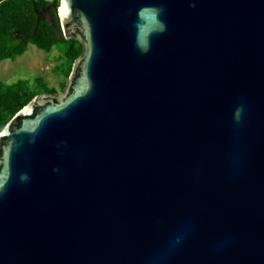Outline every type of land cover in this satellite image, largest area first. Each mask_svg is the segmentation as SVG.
Listing matches in <instances>:
<instances>
[{
	"label": "water",
	"instance_id": "95a60500",
	"mask_svg": "<svg viewBox=\"0 0 264 264\" xmlns=\"http://www.w3.org/2000/svg\"><path fill=\"white\" fill-rule=\"evenodd\" d=\"M57 15L82 50L0 132V264H264V0Z\"/></svg>",
	"mask_w": 264,
	"mask_h": 264
},
{
	"label": "trees",
	"instance_id": "16d2710c",
	"mask_svg": "<svg viewBox=\"0 0 264 264\" xmlns=\"http://www.w3.org/2000/svg\"><path fill=\"white\" fill-rule=\"evenodd\" d=\"M58 6L59 0L53 4L39 0H0V62L22 55L30 45L45 52L61 48L66 63L59 83L62 90L82 48L77 41L62 36ZM34 82L32 87L24 79L12 84L0 82V132L35 96L56 93L42 77H36Z\"/></svg>",
	"mask_w": 264,
	"mask_h": 264
},
{
	"label": "rangeland",
	"instance_id": "374dc122",
	"mask_svg": "<svg viewBox=\"0 0 264 264\" xmlns=\"http://www.w3.org/2000/svg\"><path fill=\"white\" fill-rule=\"evenodd\" d=\"M61 52V48L59 51L55 48L45 52L30 45L22 55L0 62V82L12 84L24 79L32 87L35 85L34 79L42 77L50 87L56 89V93H60L59 83L66 65Z\"/></svg>",
	"mask_w": 264,
	"mask_h": 264
},
{
	"label": "built area",
	"instance_id": "2783aa9c",
	"mask_svg": "<svg viewBox=\"0 0 264 264\" xmlns=\"http://www.w3.org/2000/svg\"><path fill=\"white\" fill-rule=\"evenodd\" d=\"M47 4H53L56 0H39Z\"/></svg>",
	"mask_w": 264,
	"mask_h": 264
},
{
	"label": "bare ground",
	"instance_id": "6f19581e",
	"mask_svg": "<svg viewBox=\"0 0 264 264\" xmlns=\"http://www.w3.org/2000/svg\"><path fill=\"white\" fill-rule=\"evenodd\" d=\"M59 13H60V15H61V7L59 8Z\"/></svg>",
	"mask_w": 264,
	"mask_h": 264
}]
</instances>
